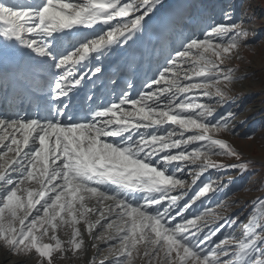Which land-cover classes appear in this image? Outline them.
Listing matches in <instances>:
<instances>
[{"label":"snow or ice","instance_id":"1","mask_svg":"<svg viewBox=\"0 0 264 264\" xmlns=\"http://www.w3.org/2000/svg\"><path fill=\"white\" fill-rule=\"evenodd\" d=\"M161 5L162 0H0V76H15L22 66L42 73L49 102L43 116L0 115V241L13 252L34 250L42 264H53V253L63 251L57 229L71 225L75 253L83 245L76 225L84 221L90 235L98 226L110 230L95 237L108 245L109 264L138 259L264 264V197L248 202L244 222V213L211 209L188 218L191 203L181 206L183 192L171 194L183 189L186 166L197 160L192 184L209 169L240 175L254 170L255 161L216 138L221 132L235 134L230 126L235 113L217 118L216 105L223 106L225 89L237 78L225 61L250 34L242 27L245 20L234 18L236 9L220 5L223 22L200 15L196 31L169 53L137 98L129 82L118 102H97L103 87V81L97 83L103 75L99 61L142 33ZM240 8L247 15L244 0ZM96 26H102L99 33L84 34ZM93 58L98 63L89 67ZM202 98H216L215 105ZM166 125L170 130L160 134ZM218 190L219 182L206 183L191 200ZM89 201L95 202L92 207ZM218 207L226 210L229 204ZM90 213L99 215L94 223L87 219ZM236 226L242 229L239 237Z\"/></svg>","mask_w":264,"mask_h":264},{"label":"rangeland","instance_id":"2","mask_svg":"<svg viewBox=\"0 0 264 264\" xmlns=\"http://www.w3.org/2000/svg\"><path fill=\"white\" fill-rule=\"evenodd\" d=\"M170 1L172 0H162V5L155 11L151 19L147 21L146 26L152 23V18L158 15V13L160 14L163 12L165 6H168ZM175 3V6L171 8L169 13L158 18L155 24V26L157 25L155 32H160L164 28L167 32L169 29H175L180 39L184 41L186 37L181 34L180 29L185 23L189 22L188 17L191 14L193 15L191 16V18H193L192 22L189 23L190 29L187 32L189 34L188 36H190L193 34L192 31L196 30L192 25H194V21H196L200 15H204L205 19L210 15L215 22H223L224 18L220 11V5L236 9L234 18L237 20L243 18L245 23L242 27L250 30L249 37L245 38L241 46L237 50H234L231 58L225 61L224 67L235 68L234 75L237 78L225 89L228 93V99H226L223 106L216 105L217 118L228 112L235 113L234 118L230 122V126L236 125L235 134L231 132H221L216 134V138L228 140L234 147L243 153L245 159L255 161L253 165L254 170L240 175V173L235 170L222 171L218 169H209L197 179L195 184H192V178L199 170L198 166L201 163L200 160H197L194 164L186 166V174L184 177L186 180L184 187H186V189H183L185 191L183 193V199L180 202L181 206L183 203H191V207L185 213L188 218L200 215L205 209H211L213 211H226V214L229 216L244 213L241 219L246 222V216L251 211L248 202L256 197H264V187L261 186V180L264 179V0H244V5L248 8L247 15H244L240 8L241 0H176ZM213 4L216 5L214 9L212 8ZM169 7L170 6L166 7V9ZM253 15L255 19L248 22L247 17ZM99 27L100 26H96L95 30H99ZM252 33H255V36H253ZM158 35L159 34H157V36L152 34L150 37V44H155L154 40H156V37L158 39ZM157 75L158 72L156 76ZM215 99L216 98H212L209 100L208 98H202L203 102L212 103L214 105ZM255 109L258 110L257 113L254 112ZM165 128L170 130V126H164L161 128L163 132L160 134H164ZM189 134L192 133L189 132L185 135ZM253 134V139L247 138L253 136ZM189 150H191V146ZM0 151H3V149ZM0 159L2 163L3 158ZM211 159L214 161L224 160L226 163L234 162L232 158L228 157L212 156ZM210 182H219V190L215 192L210 191L205 196L192 202L191 198L199 191L200 187ZM30 186L33 188L37 187L35 182H30ZM213 187H217V184L214 183ZM171 194L173 195V193ZM176 195L180 194L176 193ZM222 202L229 204L226 210L218 207ZM83 223L84 221H82V224ZM83 225L81 233L84 234L88 226L85 223ZM84 227L85 229H83ZM102 231L106 230L101 229L100 232ZM241 231L242 229L236 226L237 237H239ZM96 234L95 237L98 236L99 233ZM95 237L93 244H96L97 247L94 248L93 244L91 247H89L90 245L88 243L83 244L81 252L79 251L80 249H78L73 253L70 244L63 243V251L53 253V264H76L73 263V261L76 262L80 255H86L87 258L89 257L90 259L84 264H92L93 261L95 264H99V261L104 259V257H108L105 264H109L113 256L108 251V245H99ZM45 242H48L47 237H45ZM111 243L114 242H109V244ZM7 249L9 248L0 241V253ZM78 252L80 255L77 256ZM12 253H14V256H19V258L22 259L37 257V264H42V258L35 253L34 250L25 253H16L12 251ZM93 253H97L95 257L93 256L94 258L91 257ZM14 262L15 261L11 259L10 263L14 264ZM26 262L27 260L20 264H25ZM136 264H144V261L138 259Z\"/></svg>","mask_w":264,"mask_h":264},{"label":"bare ground","instance_id":"3","mask_svg":"<svg viewBox=\"0 0 264 264\" xmlns=\"http://www.w3.org/2000/svg\"><path fill=\"white\" fill-rule=\"evenodd\" d=\"M176 0L170 1L168 6H170L168 9H166L165 6L162 13H158L154 18H152V23L148 26H145L142 33L138 34L132 42H130L126 47H115L114 50L111 52L110 55L103 57L99 63L102 65L103 68V75L98 74V81H103V87L99 88V90L96 92V95L98 97V103L103 101L104 103H112V102H118L119 95L123 90H125V85L129 82L133 84V89L131 91L132 98L135 99L138 97V93L143 90L144 83L155 77L158 70L164 65L166 57H168L169 53L174 52L175 50L180 48L181 41L183 39H180L179 34L175 29H169L167 30L164 28L160 32H158V39L155 41V44L151 47H149V39L151 37V33L155 32L153 29L155 28V24L158 21V18L163 17V15H166L167 12L175 6ZM191 16L188 17L189 22L185 23V25L180 29L181 34H183L185 37H188V31L190 29L189 23L192 22ZM194 27V25H192ZM101 27H99V30L94 29H85L84 34L88 35L89 38H91L92 34L99 33L101 31ZM196 31L193 30L192 33ZM98 61L93 58L91 60V63L89 67L96 66ZM127 68V77L124 78V73ZM81 71L84 69L81 68ZM39 73V72H38ZM41 74V73H39ZM109 78V79H107ZM37 81H39L36 78ZM115 80L116 83L112 84L110 81ZM91 86L87 85L83 91L81 92V96H83L84 92H87ZM47 104L48 98L43 97ZM12 102L8 105L2 106V110L0 111L1 115L5 116H12L11 112L13 110H16L15 105L12 106ZM23 105L24 103H21V106L19 107L18 111L21 116H24L27 114L23 111ZM21 108V109H20ZM259 110V108H258ZM257 109L254 110L255 113L258 112ZM13 117V116H12ZM32 118V117H29ZM240 122V121H239ZM166 127H168L166 125ZM236 127V125H235ZM163 132L162 129H160V133ZM112 139H118V138H112ZM2 150V149H0ZM11 156V154H9ZM1 160V159H0ZM1 163V161H0ZM38 187V186H37ZM183 189H186V187H183ZM183 189H177L173 192V195H176V193L181 194V192L184 193L185 190ZM183 190V191H181ZM94 201H89L88 205L89 207H92ZM107 203V202H106ZM99 218L98 213H90L87 219L89 222H95ZM103 223V222H102ZM84 224V223H83ZM82 221H80L79 224L76 225L77 228H79L80 233L82 231ZM85 229V227L83 228ZM101 228L98 226L97 229L93 230V233L90 235L87 230H85V233H81V238L83 240V244H93V240L95 237V234L99 233L98 236L105 237L107 235V231L100 232ZM71 233H72V227L70 224H65L62 227L57 229L56 235L58 238L64 243L69 244V241L71 239ZM96 234V235H97ZM99 245H107L102 240H98L97 242ZM81 252V249L79 250ZM95 251V250H93ZM80 255L78 252L77 256ZM97 255V253L91 254V257L94 258ZM94 256V257H93ZM14 260V264H20L23 263L25 260L29 263L25 264H37V257L36 258H30L22 259L19 258V256H14V253L10 249L3 250L0 253V264H12L10 261ZM89 257L87 258L86 255H80L78 260L76 262L73 261V263L76 264H84L88 262ZM90 260V259H89Z\"/></svg>","mask_w":264,"mask_h":264}]
</instances>
